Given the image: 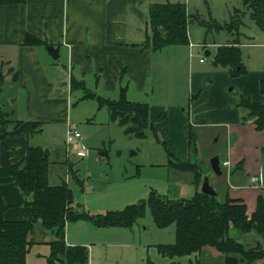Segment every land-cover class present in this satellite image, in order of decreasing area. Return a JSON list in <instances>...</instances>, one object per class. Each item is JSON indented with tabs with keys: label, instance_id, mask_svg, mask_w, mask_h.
I'll use <instances>...</instances> for the list:
<instances>
[{
	"label": "rangeland",
	"instance_id": "rangeland-1",
	"mask_svg": "<svg viewBox=\"0 0 264 264\" xmlns=\"http://www.w3.org/2000/svg\"><path fill=\"white\" fill-rule=\"evenodd\" d=\"M169 1L186 3L188 13L191 15L188 22L189 41L196 45L191 51L189 43L172 47L175 59L171 67L175 69L171 73L169 91L164 76L161 86L163 90L158 89L157 93L155 91L151 99L154 103L157 101L167 103L164 114L168 119L164 126L169 125L173 118L169 103H177L178 113L185 116L186 120H188L186 110L191 107L198 110L199 119L207 122L205 127L204 125L199 127L198 149H192L187 158L195 162L201 172L198 177H194L198 186L191 182L193 173L169 164V160L174 157L168 148L173 152L175 149L180 150V143L187 137L183 135L181 138L175 132L165 133L163 126L156 131L159 122L150 118L149 121L155 127L150 125L146 128V137L128 133L125 125L104 117L106 113L110 114L106 106L101 108L102 111H97L96 99L78 98L84 93L83 89L71 90V82L70 88L67 83L59 82L55 93L64 97L69 96L72 102L70 103L71 128L82 133V141L88 150L84 156L69 154L70 169L67 167L66 173L63 174V181L67 179L73 191L74 204L80 210L93 213H103L109 209L120 210L130 203L146 200L153 191L169 198H178L181 195L188 197V193L197 188L201 189L206 175L217 191L223 195L224 186L216 183L217 181L213 182L216 176L221 175H217L211 168L212 151H220L223 155L226 146H229L236 154L246 151L247 160L248 157L255 159L254 156L258 154L264 157V146H257L256 137L250 131L242 129L240 136L233 132L228 136L227 143L223 130L226 128L221 123H215L222 119L224 113L226 97L223 96V90L236 101L234 107L240 109L241 115L245 114V111L237 106V101L241 94L244 95L243 87L252 91L253 78L258 71H262L264 77V30L252 19L250 9L244 4V0ZM234 41L244 43L241 47V58L248 71L243 75L233 76L227 67L215 62L217 47ZM207 48L211 53H206ZM168 50L171 49L162 51L157 57V63H160L161 67L169 62L170 55L165 53ZM201 57L204 58L202 61ZM160 68L155 73L157 78L160 77ZM84 69H87V64ZM67 72V69H63L62 75L66 76ZM9 77L7 68L5 66L0 68V115L4 118L9 117L7 112L12 113L13 109L17 112L21 105L20 99L14 102V96L9 97L14 88V85L8 82ZM94 80L95 75L89 74L86 78V86L97 95L115 94L114 92L107 94L102 84L97 87ZM111 97L118 98V93ZM251 99L255 98L251 95ZM87 118L90 121H87ZM188 123L186 122L187 128L190 127ZM65 131L66 126L63 127L62 124L47 125L40 135H35V138L40 139L42 145L49 149L50 159L54 160L50 167L52 172L56 170V166H58L57 173L64 170L59 162L65 155ZM222 167L226 168V166ZM57 173L53 172L50 175L51 182L60 181ZM262 186L264 189V184ZM67 223L71 225L72 231L77 230L76 235L81 234L83 236L81 238L89 241L88 264H147L148 259L154 261L153 264H171L172 261L190 264L191 259L195 260L194 253L174 257L158 253L157 243L175 241V224L159 227L153 221L148 207L144 215L130 226L95 227L84 219ZM49 252V244L33 243L27 253L26 264H46ZM223 256L222 252L210 245L206 247L205 254H200L202 264L205 262L220 264ZM236 260V264H248V261L241 259L240 255H237ZM56 264L63 263L58 261ZM191 264H195V261Z\"/></svg>",
	"mask_w": 264,
	"mask_h": 264
},
{
	"label": "crops",
	"instance_id": "crops-1",
	"mask_svg": "<svg viewBox=\"0 0 264 264\" xmlns=\"http://www.w3.org/2000/svg\"><path fill=\"white\" fill-rule=\"evenodd\" d=\"M154 2L158 1L0 0V68L3 66L7 68L10 76L8 82L14 85L9 97L14 96V102L21 100L17 112L14 109L12 113L7 112L9 117H5L4 126L0 121V166L19 162L27 154L30 146H41L48 149L42 145L40 139L35 138V135H40L44 126L62 124L63 127L66 126L64 135L65 155L59 163L63 165L64 170L57 173L58 166H56V170L53 172L58 174L60 181L55 183L50 181V175L53 173L50 167L54 160L50 159L49 152L48 181L50 184L63 182V174L66 173L67 167L70 169L69 154L77 155V149H72L70 152H67L66 149L67 132L72 126L70 120L72 110L70 103L72 102L69 96L56 95L55 91L59 87V82L67 83L68 88H70L72 77L83 80L86 84V78L91 73L95 75L96 86L99 87L102 84L107 94L114 92L115 94L118 93L119 96L120 87L125 86L128 99L148 103L149 118L159 122L157 125L155 123L156 131L163 126L165 133L172 134L175 132L181 138L183 135L187 137L184 142L180 143V150L175 149L174 152L170 148L168 150L173 157L189 160L187 159L191 153L189 128L191 127L195 132L198 142L199 127L202 125L205 127L207 122L199 119L198 110L191 107L189 110L183 108L188 112V120H186L185 116L178 113V104L169 103L168 106L172 109L173 118L169 125L164 126L166 119H168L164 114L167 103L161 101L154 103L151 99L155 91L157 93L158 89L163 90L161 86L164 76L169 91L171 73L175 69L171 67V63L175 59V57L173 58L174 52L172 51L174 50L172 47L178 45H167L159 50L142 46L148 38V33H150L148 12L150 4ZM27 33L37 36L44 42L38 44L25 43L24 37ZM237 42H239L240 47L244 44L240 41ZM50 43L60 47L59 57L56 59L47 50V45ZM188 43L191 51L196 44L191 41ZM229 43L231 42H226L223 45ZM167 49H171L165 52L166 55H170L171 61L169 59V62L164 63L165 65L161 67L162 65L157 63V57ZM207 51L211 53L208 48L206 53ZM87 63V69H84ZM159 68L160 77L157 78L155 73ZM63 69H67V77L62 75ZM247 71L246 69L242 75L246 74ZM261 72L258 71L253 78L254 87H252V91L246 90L245 87L242 91L246 96L251 97L252 95L255 98L253 100L264 103V93L260 91V81L261 78H264ZM222 93L226 97L224 113L221 116L222 119L215 123H221L226 128L223 129L226 142L228 143V136H231L233 132L240 136L242 129H245L244 131H250L256 137L258 147L264 146V129H256L252 121L242 122L240 109L234 107L236 101L231 99L225 90ZM95 94L97 95L96 92ZM98 95L115 99V97H111L114 95L103 96L100 93ZM81 96L82 94L78 98ZM162 97L164 96L162 95ZM96 109L102 111L101 108L98 109V104ZM96 113L95 111L94 114L96 115ZM104 117L112 120L110 114L106 113ZM17 120L39 121L41 130L2 135L3 127L6 131L11 132L14 130ZM87 121L90 119L87 118ZM186 122H189V128L186 127ZM212 152V156L219 154L223 170L221 176H216L213 182L217 181L216 183L224 186L223 195L228 192L230 197L242 199L246 203L247 213L251 215L256 208L258 195L264 194L262 186L264 184V157L258 154L254 156L255 159L248 157L247 160L246 151L236 154L229 146H226L223 155L220 151ZM225 161L229 162L228 165H224ZM240 163L242 166H239ZM222 166H226V168L224 169ZM191 182L198 186L194 180V173ZM200 190L197 188L188 193V197L181 195L178 198H191L196 191ZM218 193L223 197L222 193L219 191ZM0 198L7 205L4 213L5 219L30 220L33 218L32 208L27 203L30 196L23 191L17 182L0 183ZM89 223L93 225L90 221ZM66 224L60 238L70 245L82 244L88 247L89 241L81 238L83 237L81 234L76 235L77 230L72 231L71 225ZM29 238L33 243H47L50 246V242L56 236L52 230L42 224L41 219H38L29 234ZM158 244L160 243L156 244V248ZM206 247L199 253H194L195 260L191 259L190 264L192 261H195V264H202L200 254H205ZM175 262L181 264L180 261ZM153 263L154 261L148 259L147 264ZM205 264L207 263L205 262ZM220 264H225L224 256L221 258Z\"/></svg>",
	"mask_w": 264,
	"mask_h": 264
},
{
	"label": "trees",
	"instance_id": "trees-1",
	"mask_svg": "<svg viewBox=\"0 0 264 264\" xmlns=\"http://www.w3.org/2000/svg\"><path fill=\"white\" fill-rule=\"evenodd\" d=\"M244 4L250 9L252 19L264 30V0H244ZM190 17L184 2L163 0L151 3L148 12L150 33L142 46L159 50L171 44L188 43ZM24 42L38 44L44 41L27 33ZM215 62L227 67L233 76L246 70L237 41L218 46ZM75 88L83 89L81 99L95 98L98 108L106 106L111 119L125 125L128 133L146 137V128L150 125L154 128L149 121L148 103L128 99L125 86L120 87L119 96L115 99L96 95L83 80L72 77L71 90ZM260 91L264 93V78L260 81ZM237 106L245 111V114H242V122L252 121L256 129H264V103L241 94ZM0 121L4 126L6 119L2 115ZM40 130L39 121L17 120L14 130L8 132L3 127L2 135ZM189 145L190 151L197 150V137L191 127ZM170 154L172 155L171 152ZM49 164L48 149L30 146L19 162L0 166V183L17 182L30 196L27 203L31 206L33 215L30 220L5 219L7 205L0 198V264H26L27 253L33 244L29 234L38 219L56 236L50 242L46 264H56L58 261L63 264H88L87 246L70 245L60 238L68 221L84 219L98 227L130 226L144 215L147 207L159 227L175 224V241L157 245L162 255H190L199 253L210 245L223 253L225 264H236L237 255L247 260L248 264H264L263 193L258 195L256 208L251 215L247 213L246 203L242 199L232 198L228 192L222 197L219 193L210 195L201 190L196 191L191 198H169L153 191L146 200L130 203L123 209L93 213L76 208L73 191L68 182L49 183ZM169 164L180 170L193 172L194 177L201 174L195 162L190 160L174 157L169 160ZM239 166H242V163ZM258 242L262 243L261 248L256 247ZM172 264L180 263L173 261Z\"/></svg>",
	"mask_w": 264,
	"mask_h": 264
},
{
	"label": "water",
	"instance_id": "water-1",
	"mask_svg": "<svg viewBox=\"0 0 264 264\" xmlns=\"http://www.w3.org/2000/svg\"><path fill=\"white\" fill-rule=\"evenodd\" d=\"M47 50L51 54V56L53 58L56 59V58L59 57V50H60L59 46H55L54 44L50 43V44L47 45ZM207 53H209V52L207 51ZM87 65H88V63H87ZM220 163H221V159H220L219 154H215V155H213L210 158L211 168L213 169V171L217 175H221L223 173V170L221 168V164ZM201 191L205 192V193H208L210 195H217V193H218L216 188L210 182V179H209V177L207 175L203 179L202 186H201ZM256 247L257 248H261L262 247V243L258 242Z\"/></svg>",
	"mask_w": 264,
	"mask_h": 264
},
{
	"label": "built area",
	"instance_id": "built-area-1",
	"mask_svg": "<svg viewBox=\"0 0 264 264\" xmlns=\"http://www.w3.org/2000/svg\"><path fill=\"white\" fill-rule=\"evenodd\" d=\"M204 58H201V61ZM66 149L70 152L72 149H77L76 154L78 156H84L87 153V148L82 141V133L77 129L69 128L66 136ZM228 161L224 162V165H228Z\"/></svg>",
	"mask_w": 264,
	"mask_h": 264
}]
</instances>
